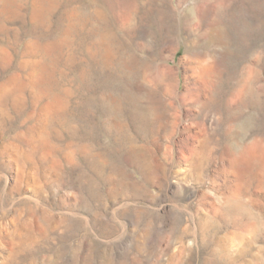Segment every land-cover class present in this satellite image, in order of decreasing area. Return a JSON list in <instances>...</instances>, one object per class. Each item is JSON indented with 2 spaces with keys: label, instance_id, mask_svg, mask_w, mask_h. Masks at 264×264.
<instances>
[{
  "label": "rangeland",
  "instance_id": "rangeland-1",
  "mask_svg": "<svg viewBox=\"0 0 264 264\" xmlns=\"http://www.w3.org/2000/svg\"><path fill=\"white\" fill-rule=\"evenodd\" d=\"M0 264H264V0H0Z\"/></svg>",
  "mask_w": 264,
  "mask_h": 264
}]
</instances>
